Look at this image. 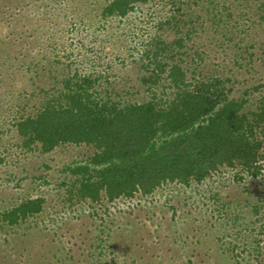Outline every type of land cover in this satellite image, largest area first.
<instances>
[{
  "label": "rangeland",
  "instance_id": "obj_1",
  "mask_svg": "<svg viewBox=\"0 0 264 264\" xmlns=\"http://www.w3.org/2000/svg\"><path fill=\"white\" fill-rule=\"evenodd\" d=\"M0 0V216L29 200L40 213L0 220V264H264V159L258 176L219 166L202 182L93 202L71 169L93 146L26 145L17 124L87 76L96 97L125 105L176 98L154 54L189 91L220 82L251 122L264 104V0ZM158 75L155 84L146 78Z\"/></svg>",
  "mask_w": 264,
  "mask_h": 264
},
{
  "label": "trees",
  "instance_id": "obj_2",
  "mask_svg": "<svg viewBox=\"0 0 264 264\" xmlns=\"http://www.w3.org/2000/svg\"><path fill=\"white\" fill-rule=\"evenodd\" d=\"M115 0L107 15L126 16L135 2ZM153 56L155 71L168 74L176 98L125 104L96 97L95 81L76 76L65 81L58 99L17 124L26 145L41 143L48 152L61 144H87L96 154L86 165L71 169L81 179L80 193L93 202L105 192L108 200L151 193L166 181L202 182L219 166L235 167L258 176L264 159V104L253 122L240 113L244 102L229 101L220 82L186 89L185 73L177 64L163 65ZM153 74L145 83L155 84ZM44 200H29L0 216L11 225L38 214Z\"/></svg>",
  "mask_w": 264,
  "mask_h": 264
}]
</instances>
